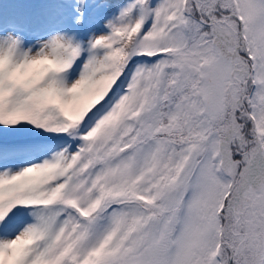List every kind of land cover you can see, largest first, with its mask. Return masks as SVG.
Returning <instances> with one entry per match:
<instances>
[{"label":"snow or ice","instance_id":"obj_1","mask_svg":"<svg viewBox=\"0 0 264 264\" xmlns=\"http://www.w3.org/2000/svg\"><path fill=\"white\" fill-rule=\"evenodd\" d=\"M0 264H264V0H0Z\"/></svg>","mask_w":264,"mask_h":264}]
</instances>
